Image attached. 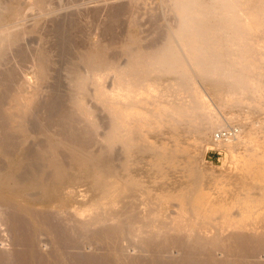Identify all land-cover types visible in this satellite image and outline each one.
Masks as SVG:
<instances>
[{
	"label": "bare ground",
	"instance_id": "obj_1",
	"mask_svg": "<svg viewBox=\"0 0 264 264\" xmlns=\"http://www.w3.org/2000/svg\"><path fill=\"white\" fill-rule=\"evenodd\" d=\"M139 1L142 2L128 0L124 5L115 4L109 20L103 24L104 33L110 36V41L108 38L107 42H103L105 38L100 39L102 41H87L84 48L74 52L71 64L66 60L68 67L70 66L67 97L61 99L58 96L57 100L53 97L46 105V102L41 101V95L44 84L49 81V70L53 64L46 48L34 54L32 70L30 69L32 74L24 72L22 79L18 78L21 74H17L15 67L6 65L12 61L10 55L15 50L22 59L29 56L27 53L30 51L26 52L22 48V42L33 32L35 34L39 31V28H35L38 26L37 21V25L31 28L27 27L29 24L26 25L25 21L32 13L44 14L49 0H0V156L3 155L0 157V195L30 203L48 204L61 200L59 198L69 192L72 180L85 181L92 189L91 198L85 201V197L79 199L81 206L77 208L86 215L87 223L113 218L118 219L124 236L128 239L160 235L174 225L175 215L173 219L171 213L166 215L160 208L161 196L156 195L157 193L155 201L151 202L157 206L150 205L149 201L148 206L143 208L135 205L134 199L138 195H148V199L150 197V188L146 187L147 184L144 185V173L141 171L148 153H154L151 165L159 176L170 165L174 164V168L176 167L178 160L175 162V158L171 160L168 155L176 152L175 148L178 147L170 148L164 140L166 135L163 138L165 133L161 130L162 139L159 144L149 140L145 127L149 128L155 123L151 124L150 118H157L155 121L158 129H161L163 122L169 123L174 130L181 124H186L189 127H186V136L191 132L190 128L197 135L204 136L222 126L223 118L217 111L219 106L221 109L233 104H248L259 110L258 107L264 104V0H161L165 13L161 16L152 14L149 18L152 36L147 45H142L143 39H136L134 34L123 39L121 33H117V25L118 22L121 24L123 14H127L132 24L139 22ZM83 26L80 22L60 24L57 31L63 36L69 28L78 31L84 30ZM123 36L126 37V34ZM68 37L60 42L64 48L72 47V39L69 42ZM67 49L62 54L67 55ZM69 51L68 54L72 53ZM30 58L32 57L29 60ZM2 67L7 70L1 72ZM203 89L209 93L203 94ZM42 103L48 109L47 115H43V120H32L37 115L36 111L42 108ZM143 105H146V110L142 109ZM98 112H105L103 114L107 116V121L100 120L102 118L98 116ZM38 117L41 118L37 115L36 118ZM253 126H250V132L247 129L244 133L241 131L240 136L214 143L232 151L234 143L239 139L248 137L249 140L254 135L258 136L260 130ZM252 128L257 131L252 133ZM177 131L174 133H178ZM177 137L176 141L179 139ZM169 139L172 141L175 137ZM182 147L185 148L184 145ZM212 147H215L214 144ZM172 148L175 151L167 152ZM187 148L182 152L185 153ZM189 154L188 159L191 157ZM194 159L189 162L188 171L194 178L195 187L188 186L196 192L186 190L182 195L188 203L195 196L198 199L210 197L201 183L202 175ZM130 160L134 164H130ZM19 168L23 169L21 173L14 171ZM263 185L264 183L259 186L264 191ZM195 210L196 207L186 209L190 214ZM134 211L137 214L133 215ZM237 212L240 213V209ZM232 214L235 217L237 215L236 211ZM242 214H239L240 217ZM193 215L188 220L194 226L200 219ZM235 217L234 221L230 218L231 223H240L241 218L237 221ZM243 221L244 219L241 220ZM207 222L205 228L213 227V223ZM231 223L228 225L231 226ZM233 225L235 227L236 223Z\"/></svg>",
	"mask_w": 264,
	"mask_h": 264
},
{
	"label": "rangeland",
	"instance_id": "obj_2",
	"mask_svg": "<svg viewBox=\"0 0 264 264\" xmlns=\"http://www.w3.org/2000/svg\"><path fill=\"white\" fill-rule=\"evenodd\" d=\"M127 2L128 0H49L48 9L46 8L44 14L43 12H39L40 14L32 13L34 17L31 15L30 18L32 17L33 19L27 18L29 20V22L26 20L28 23L25 21L26 25H30L27 27L31 28V26L33 27V25L38 24L35 28L36 30L39 28V31L35 30L36 36H34L35 34L33 32V35L30 34L24 39L25 41L22 42V46L24 45L22 48L26 49V52L30 51L27 53V56L29 55L27 57L28 59H22L21 56H18L19 54L17 55V51L15 50L16 52L14 51V53L10 55V60L12 61L6 66L10 68L15 67L14 69L17 70H15L18 72L17 74H21L18 78L22 79L25 73L29 75L32 74L31 65L33 64L34 54L38 50H44L46 48L45 50L50 53L53 68L52 66L50 67V78L48 79L49 81L44 84L46 87L44 86L41 101L44 103L46 102L47 105V102L49 103L53 97H55L56 100L57 98L59 99V97L64 99L69 93L70 77L68 76H70V74L68 73V69H70V66L68 67V65L74 60L75 56H73V54L75 55L77 50L84 48V44H87V41H102L103 38H105L103 42L105 40L107 42V38L108 41H110V36L104 33L103 24H106V21L109 20L115 4L118 6L124 5ZM140 3L139 10H137V12H139V15L137 14L139 22L134 25L128 20L127 14H123L121 24L118 22L119 25H117V27L119 26L117 28V33H121L120 35H122L123 39L134 34L136 39H143H141L142 45H147L150 41L149 38L152 36V24H150L149 18L152 14L155 16L156 14H158L157 16L163 15L165 11L162 4L164 3L163 1L161 3V0H142ZM71 22H80L82 26L86 24V29L84 26V30L78 29V31H76L77 29L74 31V28L73 30L69 28L68 31H66L67 34L64 33L63 36L59 35L57 31L59 28L58 25H68ZM103 33L105 35H103ZM125 34L126 37L123 36ZM65 37H68L69 42L72 41V47L70 48H73V50L68 47L64 48V45H61L63 43L60 42H63V38ZM41 38L43 39L42 42ZM28 44L29 46H26ZM62 47L64 49H70L72 53L67 49L65 50L67 55L62 54L64 50ZM68 51L71 53H69L70 55ZM15 57H18V59ZM29 57L32 58L29 60ZM20 60H22V62ZM23 61L26 62V64ZM20 63H22L20 66L17 65ZM5 68L2 67L1 72L7 70V68ZM0 75L2 76V74ZM204 93L206 94L209 92L205 90L203 94ZM44 103H42V108H40L39 111L37 110L38 112L36 111L37 115L41 118H36V115L32 120H40L43 118V115L44 117L47 115L46 111L48 109L45 108L46 105ZM90 104H93V102ZM238 105L233 104L228 107H221V109L219 106L217 111L223 118L222 126L214 128L210 133L204 134V136L197 135L196 132H193L194 130H192V128L189 130V132L191 131L189 133L190 135L187 134L186 136V130H188L189 127L186 126L185 123V126L181 124L177 127L178 131L176 129H171L172 127L167 122H163L160 127L161 129H158V125L155 121L157 118L155 116L154 119L153 117L150 118L151 124L153 122L155 123L149 128L145 127L146 136L149 140L153 141L150 142L159 144L162 139L160 138L162 131L165 133L162 137L164 138L166 135L164 140L165 142L167 141L170 148H175L174 146L180 148L179 150L175 148L176 152L174 153L170 152V150L175 151L173 148L168 149L169 151L167 150V152H170L168 157H170V159L172 158L171 160L174 158L175 162L178 160L176 163L178 166L175 164L176 167L174 168V164L172 166L169 164L171 168H166L165 171L162 172V174L164 173L163 175L158 174L159 176H157L155 172L156 169L151 165L155 158V156H152L154 153H148L151 158L149 155V158L148 156L144 158L145 162L143 163L141 171L144 173V177L142 178L144 185L147 184L146 187L150 188L151 192L149 196L151 200L150 197L148 199V195H142L143 197L138 195V197L136 196L134 199V204H138V206L140 205V207L145 208L150 201V205L157 206L156 204H151V202L155 201L154 196L157 193L156 195L161 196L159 197L160 208L165 211L166 215H170L171 213L173 219H175L174 215L176 217L175 221L177 223H174L172 226L173 228H169L170 230L168 229L167 232L164 231L165 233L163 232L160 235L128 239L124 236V230L119 225L118 219L112 218L110 220H105V218H103L104 220H100L96 223H87L86 215L77 207L81 206L79 199L85 197L83 199L85 201L91 198L92 189L85 181L78 182L72 180L69 184V192L63 194L61 198H59L61 200L57 199L48 204H46V202L30 203L19 198H11L10 196H7V198L6 195H0V264H264V191L260 189L259 186L264 183L262 182V180H264L262 179L264 178V104L261 106L263 107L262 110L261 107H258L260 111L253 105H251L253 107L248 104ZM141 107L146 110V105ZM101 112H98V116L102 118L100 120L107 121V116L103 114L105 112ZM99 113L101 114L99 115ZM154 124L155 127L153 126ZM252 125H254L253 127L257 126L258 131L260 130L258 136L256 137V135H254V137H252V139L249 138V140L248 137L239 139V141L234 143V146L232 144V151L230 149H224L225 147L220 148L222 147L220 145H215V141L213 140L215 131L229 127L235 132L234 136H238L239 134L242 135V133H244L243 131L250 129ZM246 126L249 128H246ZM186 127L188 128L186 129ZM150 128L151 130L153 129L152 132ZM243 128L244 130H242ZM253 129L254 128H252V133H255L257 130L255 131ZM175 131L178 133L175 134ZM248 131L250 132L251 129L247 130V132ZM191 133L193 135H191ZM181 136L182 138H180ZM173 137H175V142L169 139H173ZM176 137L179 138L177 139V141L179 140V144L176 141ZM197 137L199 138L195 139ZM201 137L203 138L201 139ZM182 144L185 147L182 148L185 150L188 147L187 150L190 152L186 150V152L183 153V149L181 148V146H183ZM213 144L215 147H212ZM180 150L181 152H178ZM175 153H177V155ZM188 154L189 157L191 155V159L189 158L190 160L188 159ZM192 158L196 159L195 164L198 163L196 165H198L200 169L199 172L202 175L201 183L204 189H206V192L210 194V197L207 199L205 196V198L198 199L199 197L196 198L195 196V198H192L193 201L188 203L182 197L183 193H186V190L196 192L190 188L191 186L195 187L194 178L190 171H188V164L191 163ZM246 162L248 164L250 163V166ZM130 164H134V161L130 160ZM14 171L21 173L23 169H14ZM262 188H264V185ZM165 192L168 195L165 194ZM179 193H181V195H179ZM162 195H165V197L162 198ZM161 198L163 200H161ZM128 199L129 198H127V200ZM139 201H143L144 203L142 202L141 204ZM182 206L184 207L183 209L181 208ZM190 207H196L195 212H193L194 215L186 211V209ZM199 207L200 209H198ZM223 207H226L227 209L225 210L227 211H225ZM239 209L240 213L237 212ZM241 209L243 210L241 211ZM231 210L233 212L236 211L238 216L236 215L235 217V214L233 215ZM172 212L174 214H172ZM238 213H243V222H245L246 225L248 224L247 226L241 224L243 223L241 222L243 219ZM132 214L135 215L137 213L134 211ZM231 214L237 221L241 218L240 223L239 221L238 223L234 222L236 225L238 224L237 226L235 225V227H233L234 223H231L234 219V217L233 219L231 218ZM252 214H254V217ZM192 215L200 219L194 226L193 223L188 220ZM211 217H213L215 221H213ZM219 217H222V219ZM230 218L232 219L231 221ZM177 219L179 221H177ZM207 220L210 221L209 224L213 223V227L210 228L209 226L212 225H207L209 229L205 228ZM225 222L227 225L231 223L233 226H227ZM221 224L222 226L220 227L219 225ZM215 226L216 228H214ZM217 228H219V231Z\"/></svg>",
	"mask_w": 264,
	"mask_h": 264
},
{
	"label": "built area",
	"instance_id": "obj_3",
	"mask_svg": "<svg viewBox=\"0 0 264 264\" xmlns=\"http://www.w3.org/2000/svg\"><path fill=\"white\" fill-rule=\"evenodd\" d=\"M234 135H235V132L231 128L227 127V128H223V129L215 131L213 134V140L221 141V140H225L230 137H234Z\"/></svg>",
	"mask_w": 264,
	"mask_h": 264
}]
</instances>
